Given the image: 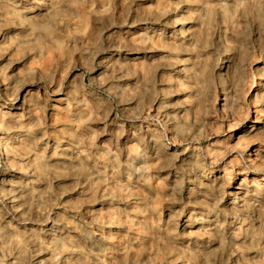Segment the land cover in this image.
<instances>
[{"label":"rangeland","instance_id":"374dc122","mask_svg":"<svg viewBox=\"0 0 264 264\" xmlns=\"http://www.w3.org/2000/svg\"><path fill=\"white\" fill-rule=\"evenodd\" d=\"M0 139V264H264V0H0Z\"/></svg>","mask_w":264,"mask_h":264},{"label":"bare ground","instance_id":"6f19581e","mask_svg":"<svg viewBox=\"0 0 264 264\" xmlns=\"http://www.w3.org/2000/svg\"><path fill=\"white\" fill-rule=\"evenodd\" d=\"M9 134V133H8ZM7 134V135H8ZM5 144L2 143V139H0V155L4 152V149H5Z\"/></svg>","mask_w":264,"mask_h":264}]
</instances>
